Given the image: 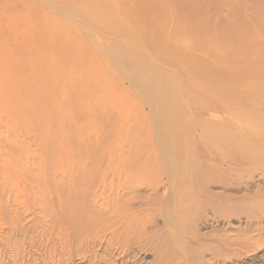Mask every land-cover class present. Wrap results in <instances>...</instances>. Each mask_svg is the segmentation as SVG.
Returning a JSON list of instances; mask_svg holds the SVG:
<instances>
[{"label": "rangeland", "instance_id": "374dc122", "mask_svg": "<svg viewBox=\"0 0 264 264\" xmlns=\"http://www.w3.org/2000/svg\"><path fill=\"white\" fill-rule=\"evenodd\" d=\"M198 2L210 9L209 29L218 22L219 35L227 30L237 34L211 51L184 48L212 67L217 55L224 58L207 71L209 78H183L175 63L164 65L169 55L158 43L148 47L135 28L126 30L127 44L146 54L147 64L160 75L165 106L149 108L139 88L131 85L139 79L131 71L138 62L126 54L122 38L116 46L115 36L105 31L106 21H101L100 34L87 28L94 22L82 26L55 15L39 0H0L1 75L29 91L35 84L46 88L29 101L0 96V154L5 159L0 162V264H264V168L244 163L240 152L228 166L224 156L218 158L199 140L206 132L193 128L216 116L225 122L217 128L235 138L233 148L246 143V153L261 146L255 135L264 131V116L243 118L250 107L243 91L248 81L243 49L252 32L250 18L257 12L264 18V0ZM254 35L264 39V30ZM97 44L103 54L96 53ZM211 80L233 96L218 108L209 106L216 100L211 92L217 93L214 87L219 86ZM257 111L264 114V105ZM155 135L176 153V160L164 163ZM119 153L120 162L107 163ZM19 155L13 168L4 164ZM166 165L176 168L175 177L165 171ZM86 192L139 193L147 202L150 193H159L157 201L135 209L132 235L143 243L139 253L122 254L98 239L84 259L76 246H66L50 225L56 220L58 197Z\"/></svg>", "mask_w": 264, "mask_h": 264}, {"label": "bare ground", "instance_id": "6f19581e", "mask_svg": "<svg viewBox=\"0 0 264 264\" xmlns=\"http://www.w3.org/2000/svg\"><path fill=\"white\" fill-rule=\"evenodd\" d=\"M39 2H43L48 7V10L50 9V11L55 15L68 20H73L75 22L77 21L82 26H86V22L90 24L94 22L95 24H91L93 27L87 26V28H91L92 30L94 29L97 32L99 31V33L103 29L101 21H106L107 27H105V31H107V34L115 36L112 40L116 43V46L118 47V44H120V42H118V38H122V46L128 48L126 51L129 53L126 54L132 56L131 58L135 61V63L138 62V66L132 65L131 71L133 73V77L138 76L139 79H136L135 82H131V85L139 88V91L137 92L142 95L141 97L143 100L146 99L149 104L147 102L146 103L148 106L150 105L149 108L165 106L164 100L161 98L162 89L158 84L159 82H157L160 75L153 66L147 64L148 57H146V54L134 51L130 47L131 45L127 44L126 40L128 41L129 36L126 30L135 28L139 33V37L142 36V38L146 40L148 47L151 45H155L157 47L156 43H158L160 45L159 50L169 55L164 65L175 63L176 65L174 67L178 73L182 75L183 78H188V80H193L195 78L204 79V77L209 78L210 75L207 71L210 72L209 70L217 66V64L222 65L224 58L217 55V59H214V67L206 63L207 61L201 64V59H199L196 55H192V51H184L185 47L189 49L191 48L190 50L193 51L200 48H205V50L211 51V49H217L219 44L222 43L227 36L229 37L230 35V37L235 39L237 38L236 33H229L228 30L226 32L224 31L223 35H219L217 30H221V27L218 22L215 23L211 29H209L206 17H208L210 9H208V7L204 4L198 2V0H39ZM37 12L36 14H38ZM259 15H261V13L259 14L257 12L256 14H253V17H251L248 21V27H251L252 32L251 34H248L247 43L245 44V49H243V52L245 53L243 62L244 64L246 63L248 71V81L245 82L246 88L243 89V91L245 93L244 96L246 102L250 104L247 111H244L243 118L246 116L248 119L264 116L263 111L254 112L260 107V105H264V102H262L264 101V39L262 36L256 37L254 35V32L264 30V18L262 19ZM253 22H255L256 26ZM46 27L48 28V26ZM248 27H246V29ZM203 35H208L210 40L207 42L202 41L204 39ZM188 39L192 40V42H187ZM182 43L184 44L183 46ZM95 46L96 47L94 48L96 53L103 54L100 45L97 44ZM212 52L214 53V50H212ZM133 56H135V58H133ZM200 65L203 67L202 72L198 71V69H200L198 68ZM135 69L139 71L142 76H140L138 72L136 73ZM151 77L155 79H152ZM149 78L152 79V82L149 81ZM33 80L34 79H32V81ZM211 81L213 84L219 85L215 81ZM139 84L143 85L142 87L144 88L139 86ZM44 89H46L44 86L35 84L32 91L26 90L19 85L9 83L6 81L4 75H1L0 73V96L2 95L4 97L3 99L6 101L9 100V97H13V100L15 99V101L16 99L18 101H29L28 98H38L39 93L43 92ZM214 90H217V93L213 91L211 92V95L216 100L212 99L209 105L213 108H215L219 103L223 104V102H226L228 95L233 97L231 96L232 94L230 95V93L227 92L222 85L214 87ZM150 94H154L156 98H152ZM28 103L32 106L33 102L30 101ZM193 105L194 103L191 105L188 103L189 107H192ZM4 109H7V107ZM188 109L191 111V108ZM148 112L152 115V111ZM12 115L17 117L14 114ZM12 115H10L11 118ZM226 116H230V114H227ZM213 117L217 121L213 120ZM213 117H211V121H203L199 123L200 125L197 123L193 126L194 130H200L203 131V133L206 132L202 135L199 134V140L203 143H207L218 158L224 156L223 158L226 159V164L228 166H231V163L234 161L233 157H235V153L240 152L239 155H241L240 157L244 163L249 162V164L260 165L259 167L264 168V131L258 136L255 135L257 140H259L260 143L262 142L260 144L261 146L253 151L246 149L245 153L244 150L246 148V143H238V145H240L238 146V149L233 148V140H235L233 135L229 134L223 128L220 130L217 128V125L220 124L224 126L225 122L222 119L218 121L216 116ZM227 118L228 117H224L225 121ZM227 122L229 121L227 120ZM207 127L210 128L211 131H209ZM154 128H156V126ZM215 130H217L218 133ZM154 131L151 133L154 134ZM157 136L158 144H160L159 147L162 145V149H164L163 153L160 151V148L158 150L166 158L164 163H166V160L170 157H173V159L176 160L178 158L176 153L172 155L166 147L167 143L164 140H160L159 135ZM184 140H187V138H181L180 141ZM241 147L243 148L241 149ZM163 156L160 157L163 158ZM203 156L206 157V154L203 153ZM17 157L18 159L16 161L8 159L4 164L9 168H13L16 163H13L12 167L10 166L11 162H19V159H21L20 155ZM121 158V153H119L114 161L108 159L107 163L111 164L116 161L120 162L122 160ZM4 161L5 159L2 160L0 154V162ZM245 167L246 166L243 168ZM16 169V173H20L22 170V164H18ZM165 171H167V173L170 172L169 174L171 177H175L178 172L173 165H166ZM168 175H166V177H168ZM31 176L32 175L30 174V177ZM167 194L168 193H166V195ZM158 195L159 193H150L148 202L144 200L141 201L139 193L86 192L82 193V196H80L79 193H73L71 196L67 197L59 196L55 211L56 220L53 223H50V225L52 229H56L62 236L66 246L71 244L76 246V252L84 259L91 255L88 247L93 245L96 242L95 240L98 239L100 240L99 242L102 243L103 241L109 247L121 250L122 254L127 253L130 255V253H139V250L143 248V243L138 241V237L132 235L135 232V230H133L135 228L134 221L136 218L135 209L147 206L152 201H157ZM168 196L169 195L164 197L168 198ZM169 201H167L166 205L170 204ZM168 208L170 210L169 206ZM55 222L58 223V226ZM69 225L73 226L69 229ZM177 246L180 247L179 245ZM157 251L159 252V249ZM186 256L189 258V255L186 254Z\"/></svg>", "mask_w": 264, "mask_h": 264}]
</instances>
